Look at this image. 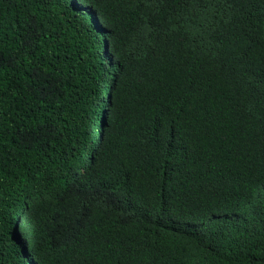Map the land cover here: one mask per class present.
<instances>
[{"label": "trees", "instance_id": "16d2710c", "mask_svg": "<svg viewBox=\"0 0 264 264\" xmlns=\"http://www.w3.org/2000/svg\"><path fill=\"white\" fill-rule=\"evenodd\" d=\"M0 264H264V0H0Z\"/></svg>", "mask_w": 264, "mask_h": 264}, {"label": "clouds", "instance_id": "9594fccd", "mask_svg": "<svg viewBox=\"0 0 264 264\" xmlns=\"http://www.w3.org/2000/svg\"><path fill=\"white\" fill-rule=\"evenodd\" d=\"M105 52H107V50L105 51ZM116 78V77H115ZM109 79H110V75H109ZM115 79H113V81H114ZM108 82V81H107ZM107 82H105L104 83V85H103V90H102V93L103 94H105L106 93V90L108 89H110V87H108V88H106V83ZM110 97H111V95H110V90L108 91V96L105 98L104 96H102L101 98H100V101H99V106H98V108H97V114H96V124H95V130H96V127H97V125H98V127L100 128V132H99V136L101 137L102 136V132H103V125L105 124V121H106V117H107V110H108V106H109V100H110ZM105 101V102H104ZM98 142V141H97ZM92 143H94V140H93V142ZM93 144H91V146H92ZM95 145V144H94ZM93 145V146H94ZM92 146V147H93ZM91 147V148H92ZM86 159V158H85Z\"/></svg>", "mask_w": 264, "mask_h": 264}]
</instances>
